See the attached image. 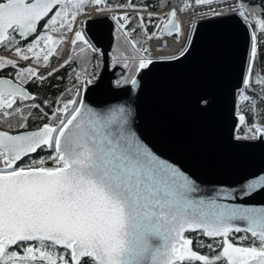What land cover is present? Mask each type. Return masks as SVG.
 <instances>
[{
  "label": "snow or ice",
  "instance_id": "snow-or-ice-1",
  "mask_svg": "<svg viewBox=\"0 0 264 264\" xmlns=\"http://www.w3.org/2000/svg\"><path fill=\"white\" fill-rule=\"evenodd\" d=\"M150 9L137 0H0V51L9 53L0 55V264H264V205L253 203L264 171L208 193L138 136L130 99L158 63L191 54L197 21L236 17L248 53L229 140L264 146V0H157ZM105 20L107 52L90 35ZM166 38L180 47L153 57L148 42L166 47ZM69 67L71 87L42 97L37 90ZM103 88L117 99L90 104Z\"/></svg>",
  "mask_w": 264,
  "mask_h": 264
},
{
  "label": "water",
  "instance_id": "water-1",
  "mask_svg": "<svg viewBox=\"0 0 264 264\" xmlns=\"http://www.w3.org/2000/svg\"><path fill=\"white\" fill-rule=\"evenodd\" d=\"M198 23L203 26L191 54L182 61L158 63L144 75L141 90L130 99L136 109L133 127L143 142L211 193L264 171V146L240 149L229 140L232 92L248 53L244 25L232 16ZM111 28L107 20L90 28L94 43L106 52L112 45ZM110 77L108 72L106 83ZM227 81L228 88L220 97ZM202 96L210 101L206 109L198 104ZM87 99L92 105H103L117 97L103 88ZM253 203L264 205V193L256 194Z\"/></svg>",
  "mask_w": 264,
  "mask_h": 264
},
{
  "label": "trees",
  "instance_id": "trees-1",
  "mask_svg": "<svg viewBox=\"0 0 264 264\" xmlns=\"http://www.w3.org/2000/svg\"><path fill=\"white\" fill-rule=\"evenodd\" d=\"M137 2L148 3L152 5V9L150 10H154L157 6V0H137ZM68 53H69V49L65 48L63 57L65 55V58H67ZM53 66L59 67L58 63L55 60L53 61ZM73 67H75V65H73ZM258 67H264V47H262L261 49V57H260V60L258 61ZM71 71H72L71 67L66 68V69H61L59 73H56L55 76L49 78V81L46 83V85L43 88H40L37 91L42 97L43 96L53 97L55 95H58L60 92L64 91L67 87H71V83L69 81V74L71 73ZM45 74H46V71H45ZM57 77H60V78L57 79ZM41 155L47 156V153L41 152L37 154V156H41Z\"/></svg>",
  "mask_w": 264,
  "mask_h": 264
},
{
  "label": "built area",
  "instance_id": "built-area-1",
  "mask_svg": "<svg viewBox=\"0 0 264 264\" xmlns=\"http://www.w3.org/2000/svg\"><path fill=\"white\" fill-rule=\"evenodd\" d=\"M181 19L185 20L186 17L182 16ZM198 22L199 21H197V23ZM166 41H167L166 47H164L165 41L153 40L148 42L147 46L150 47L153 57L171 56L180 47L179 44H174L171 38H166ZM0 55L8 56L9 54L7 52L0 51Z\"/></svg>",
  "mask_w": 264,
  "mask_h": 264
},
{
  "label": "bare ground",
  "instance_id": "bare-ground-1",
  "mask_svg": "<svg viewBox=\"0 0 264 264\" xmlns=\"http://www.w3.org/2000/svg\"><path fill=\"white\" fill-rule=\"evenodd\" d=\"M227 2L228 3H233L234 2V0H227ZM213 7L217 10V11H220V10H224V11H226L227 9H226V7H225V5L224 4H222V3H216V4H214L213 5ZM89 11H91V9L89 10ZM96 18H99V17H96ZM161 57H168V56H161ZM234 69H232V71H231V75H230V84L233 82V80H234V71H233ZM198 79V78H197ZM228 83H229V81H227L226 82V84L222 87L221 86V92H220V97L221 96H224V94H225V92H226V90H227V88H228Z\"/></svg>",
  "mask_w": 264,
  "mask_h": 264
},
{
  "label": "rangeland",
  "instance_id": "rangeland-1",
  "mask_svg": "<svg viewBox=\"0 0 264 264\" xmlns=\"http://www.w3.org/2000/svg\"><path fill=\"white\" fill-rule=\"evenodd\" d=\"M8 54H9V53H8ZM64 59H66V58H65V55H64V57L61 59V61H60L59 63H63ZM59 63H58V66H59ZM44 71H46V70H44ZM237 235H243V233H240V234H237ZM205 242L207 243L208 241H205Z\"/></svg>",
  "mask_w": 264,
  "mask_h": 264
}]
</instances>
